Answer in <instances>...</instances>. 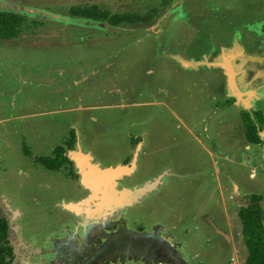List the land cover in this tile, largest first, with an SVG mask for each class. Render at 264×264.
I'll return each instance as SVG.
<instances>
[{"label":"rangeland","instance_id":"1","mask_svg":"<svg viewBox=\"0 0 264 264\" xmlns=\"http://www.w3.org/2000/svg\"><path fill=\"white\" fill-rule=\"evenodd\" d=\"M82 3L110 12L163 7L162 0H0V9L25 16L18 37L0 39V204L24 211L23 223L39 224L33 232L59 233L66 212L55 202L83 191L34 157L65 149L73 131L75 147L100 166L134 157L120 184L159 178L124 209L128 226L161 225L190 264H241L238 205L261 193L264 208V0H169L153 20L121 25L68 12ZM227 46L241 50L235 81L255 78L243 82L254 89L245 106L263 115L261 143L246 140L244 110L223 95L215 71L204 76L179 64Z\"/></svg>","mask_w":264,"mask_h":264},{"label":"water","instance_id":"2","mask_svg":"<svg viewBox=\"0 0 264 264\" xmlns=\"http://www.w3.org/2000/svg\"><path fill=\"white\" fill-rule=\"evenodd\" d=\"M15 10L20 11L19 8ZM223 51L224 49L217 59L220 60L219 56L224 53ZM178 61L184 66L194 65L191 61L180 59ZM234 68L238 70L239 66H234ZM225 73L228 78V73L226 71ZM229 90L235 100H240L245 105L242 99L239 98L240 91L236 90L234 92L230 87ZM250 91L254 92V89ZM77 155L79 157L78 169L82 176V183L90 188L91 193L80 201H62V206L70 212H74V215L79 218L72 222V230H66L65 232L66 237L63 238V241L66 243V247L76 250L79 255H84L87 259L84 260L83 264H88L90 259H94L99 254L98 251L111 252L119 263L134 261L141 264H174V258L170 254L172 246L159 233L160 227L151 226L150 231L135 230L126 224L123 217L124 209L135 204L144 195L155 189L159 178L156 177L141 184L127 186L120 184L119 181L124 175H129L132 172L134 157L126 164L118 163L103 167L94 160V162H89V154L82 155L79 148ZM82 163L86 164V170L82 167ZM88 174H92L94 178H91ZM81 206H84V209L79 212L78 209ZM98 219L102 220V225L95 224L91 227L95 232V235L93 234L95 249L96 240H99L101 248L96 252H89L83 246L82 231L90 222L95 223ZM73 243L75 247H71ZM156 254L157 256H155ZM159 255L161 257L156 259ZM100 261H103V259L100 258Z\"/></svg>","mask_w":264,"mask_h":264},{"label":"flooded vegetation","instance_id":"3","mask_svg":"<svg viewBox=\"0 0 264 264\" xmlns=\"http://www.w3.org/2000/svg\"><path fill=\"white\" fill-rule=\"evenodd\" d=\"M170 4L171 3L166 4V9L170 7ZM77 18H81V17H77ZM73 146L75 147V142H73ZM71 148L66 147L62 151V153L68 158V160H70V162L65 161L59 166L58 170L56 171L52 170V171L54 173H58V172L61 173V171H63L64 173L62 174L65 177H67L70 181L69 183L70 187L76 188L77 190L80 188L81 191H83V193L78 194L76 198L66 197L65 199L64 197H61L58 200V203L55 202L56 206H60L62 210L66 212V216L65 215L58 216L59 217L58 224L60 225L59 233L48 232L47 235L43 236L40 233L33 232V231H36L37 226L39 224L38 223L35 224L32 222L23 223L21 221V218L22 216H24V211L22 212V210L18 209L17 207L15 211H12L9 207V203L0 204V217H3L5 219L6 226H7V237H6L7 248L6 250L8 249V251L6 252V254H7L8 264H83L84 260L87 259L86 257H84V255L77 254L76 250L67 248L66 243L63 241V238L66 237V234H65L66 230L68 231L72 230L73 228L72 222L76 221L79 218L76 215H74L75 214L74 212L72 213L69 210L65 209L62 206V201L64 202L80 201L91 193L90 188L82 183V176L78 169L79 157L77 155V152H78L79 146L77 144V146L75 147L76 151L69 153L68 150ZM81 153L82 155L87 154V152L85 153L81 152ZM88 161L94 162L90 154H89ZM128 161H130V159L125 162H122L121 164L123 163L126 164ZM82 167L84 168V170L87 169V166L85 163L83 164ZM69 171L71 174L69 173ZM89 176H91V178H94L92 177L93 176L92 174ZM240 206H243V204L238 205V207ZM79 209L78 211L82 212V210L84 209V206L79 207ZM12 219L14 220L12 221ZM203 219L205 223L211 227L213 232L220 235L224 243L230 241L228 238H226L223 235V233H221L224 231L219 226H217L211 219L207 218V215L203 216ZM68 221L70 222V224H66L68 223ZM102 223L103 222L101 219H98V221L96 220L95 223L90 222L84 228V231H82V239L84 242L83 246L87 248L86 251L89 250V252L90 251L96 252L97 250L101 248L99 245V240L98 241L96 240L97 245L95 249V246L93 244L94 242L93 234L95 235V232H93V227L91 226L95 224L102 225ZM126 224H127V221H126ZM154 224L155 223L151 224L149 227L150 228L151 226L155 227ZM44 226L45 227L47 226L48 229L51 228L50 223L46 224L45 222ZM129 227L135 230H140V231L141 230L150 231V228L145 229L144 226H142V224H137L135 227H131V226ZM159 227L162 231L163 230L162 226L159 225ZM24 229L30 231L31 234L28 235V237H26L23 234ZM161 231L159 232L160 234H161ZM161 236L164 237L163 232ZM164 238L168 240V242L172 246L171 247L172 250L170 251V254L174 258L173 259L174 264H190L191 263L187 261V259L184 258L181 255L180 251L177 249V246H179V243L177 242L173 243L170 235H167ZM71 247H75L74 243L71 245ZM98 252L99 254H97L94 259H90L88 264H124V263H119L118 261H116L115 258L112 256L111 252H102V251H98ZM98 255L99 257H97ZM155 256H157V254ZM159 257L161 256L159 255L156 259H159ZM100 258H102L103 261H100ZM113 261H116V262H113ZM199 261L201 262L200 259ZM135 263L141 264L140 262H135ZM197 264H199V262H197ZM225 264H234V263H233V260L229 259L227 262H225Z\"/></svg>","mask_w":264,"mask_h":264},{"label":"trees","instance_id":"4","mask_svg":"<svg viewBox=\"0 0 264 264\" xmlns=\"http://www.w3.org/2000/svg\"><path fill=\"white\" fill-rule=\"evenodd\" d=\"M162 10L166 8L169 0H162ZM68 12L74 17H81L87 20H96L100 23L105 22L111 25H121L127 23H146L157 17V6L148 8L144 12L126 11V12H110L107 8H102L97 4H73L68 7ZM25 16L15 9H0V39H12L18 37L22 32ZM33 24H42L40 19H31ZM228 100L233 101V97ZM247 120L244 124V135L248 142L261 143L259 131L261 130V122L263 120L262 113L256 111H243ZM256 114L259 122L253 121V115ZM260 123V124H259ZM71 137L66 144L67 147L73 146L74 133L71 131ZM63 145H57L52 151V155H38L35 160L47 169L56 171L63 162H70L62 153ZM27 153V150H24ZM127 161V160H126ZM70 173V171H69ZM71 174V173H70ZM263 195L261 193H251L248 196V203L238 207L237 215L240 221L241 234L243 243L246 248V255L241 264H264V208L260 201ZM7 226L3 217H0V264H8L6 250L7 246Z\"/></svg>","mask_w":264,"mask_h":264},{"label":"crops","instance_id":"5","mask_svg":"<svg viewBox=\"0 0 264 264\" xmlns=\"http://www.w3.org/2000/svg\"><path fill=\"white\" fill-rule=\"evenodd\" d=\"M224 49V53H222L219 57H220V60L219 59H217V57H218V55L222 52V50ZM228 50V51H227ZM230 50V51H229ZM219 53V54H218ZM241 53V50L238 48H235V49H232L231 47H223V48H221V49H219V51H217L216 53H214V54H210L212 57H209L210 55H208V57H203L202 59H200L201 57H199V58H197V59H193V58H190V61L192 62V63H194V65H189V67L191 66L192 67V69L193 70H197L198 68H201V69H204V76H206V75H210V74H212L214 71H215V73H213V74H216L217 73V75L218 76H220V78L219 77H216V79L217 80H220V81H222V84H223V87H222V92H223V95H225L226 97H232V95H231V93H230V90H229V87L232 89V90H238V91H240V93H241V96L242 97H245V92H247V91H250L251 89H249V90H247V88H245L244 87V83L243 82H246V81H248V80H250V83L252 82V81H254V76H252V77H250V78H247V79H244L243 78V82H242V78H239L238 80H236L235 81V73H236V70H235V68H234V66H237L236 65V63H235V58H236V56L237 55H239ZM228 54H231L230 55V57H229V55ZM203 55H205V54H203ZM225 55H227V56H225ZM234 55V56H233ZM250 57V59L252 60V59H255L256 57H253V56H249ZM246 55H244V58H243V60H240V61H242V63L246 60ZM217 59V60H216ZM239 61V62H240ZM258 61H260L259 59H258ZM233 62V63H232ZM241 63V62H240ZM179 64H180V66L182 67V68H184V67H188V66H184L183 64H181L180 62H179ZM220 64V65H219ZM235 64V65H234ZM230 65V67H232V69H233V74H232V77H231V82L229 83V81H228V78H227V75H226V73H225V67H227V66H229ZM225 66V67H224ZM238 70H240V67H239V69ZM260 71V70H259ZM256 72H254L253 74H255ZM257 73H259V72H257ZM222 74H223V76L225 75V79L224 78H222ZM212 78V77H211ZM241 80V81H240ZM246 80V81H245ZM218 83V82H217ZM219 84V83H218ZM220 86H221V84H219ZM228 87V88H227ZM243 94V95H242ZM255 97H257V98H260L261 96H260V94L259 95H256ZM233 99H234V97H233ZM249 103V102H248ZM234 105L236 106H240L243 110H247V111H249V109H250V107H246L240 100H235V102H234ZM252 108V107H251ZM250 110H252V109H250ZM235 187V186H234ZM155 225V227L156 226H158L159 227V225L157 224V223H155L154 224ZM163 229V228H162ZM160 231H161V229H160ZM159 231V232H160ZM163 231V230H162ZM162 231H161V235H162Z\"/></svg>","mask_w":264,"mask_h":264},{"label":"bare ground","instance_id":"6","mask_svg":"<svg viewBox=\"0 0 264 264\" xmlns=\"http://www.w3.org/2000/svg\"><path fill=\"white\" fill-rule=\"evenodd\" d=\"M229 55V57H230V55L231 54H228ZM225 56H227V55H225ZM225 67V66H224ZM225 71L228 73V81H229V83L231 82V77H232V74H233V69H232V67H230V65L229 66H227V67H225ZM234 91V90H233ZM236 91V90H235ZM234 91V92H235ZM254 92L253 91H247V92H245L244 94H245V97H242L241 96V93L239 94L240 96H239V98L240 99H242V101L245 103V105H247L248 104V100L250 99V97L252 96V94H253Z\"/></svg>","mask_w":264,"mask_h":264}]
</instances>
